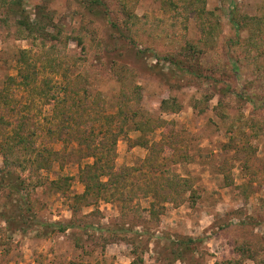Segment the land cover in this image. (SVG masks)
Instances as JSON below:
<instances>
[{
    "label": "rangeland",
    "instance_id": "1",
    "mask_svg": "<svg viewBox=\"0 0 264 264\" xmlns=\"http://www.w3.org/2000/svg\"><path fill=\"white\" fill-rule=\"evenodd\" d=\"M1 178L0 264H264V0H1Z\"/></svg>",
    "mask_w": 264,
    "mask_h": 264
},
{
    "label": "trees",
    "instance_id": "2",
    "mask_svg": "<svg viewBox=\"0 0 264 264\" xmlns=\"http://www.w3.org/2000/svg\"><path fill=\"white\" fill-rule=\"evenodd\" d=\"M1 1V0H0ZM2 1H4V0H2ZM237 25V24H236ZM22 56H25V54H22ZM23 60V59H22ZM20 61V59L18 60V62ZM23 61H25V59L23 60ZM25 62H27V61H25ZM20 63H21V61H20ZM188 70H189V68H188ZM18 73H19V76H20V80L19 81H17V83H15V85H14V87L12 86V92L14 93V92H16L15 90L16 89H19V88H25V89H35L36 88V86H34V85H32V76H30V74L32 73H30V70H29V67H28V65L27 64H25V66H23V64H20V66H18ZM33 86V87H32ZM30 87V88H29ZM45 92V90H43V88H41L40 90H37L36 91V94L37 95H39V96H41L43 93ZM167 104L168 103V101L167 100H163L162 101V104ZM25 115V114H24ZM23 115V116H24ZM28 116L27 115H25L24 116V119H22L23 120V122H21V121H18L17 120V122H19L20 124H21V126H20V130L17 132H15L16 133V135L15 136H19L20 137V141H22L23 140V138H21L22 136V134H20V133H22V132H24V130L27 128V121H28ZM22 139V140H21ZM38 164L39 165H46L45 163H44V161H42V164L41 163H39V160H38ZM2 180H3V178H1L0 179V185L2 184ZM4 181V180H3ZM17 185V184H16ZM13 188L14 189H16V186H13ZM58 225V227L62 230V229H64L65 227H68V226H66V225H63V224H57ZM56 225V226H57Z\"/></svg>",
    "mask_w": 264,
    "mask_h": 264
}]
</instances>
